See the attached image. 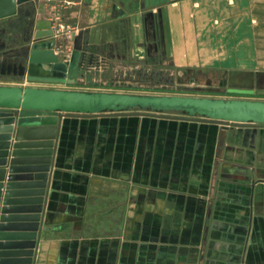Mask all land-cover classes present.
<instances>
[{
	"label": "crops",
	"instance_id": "crops-1",
	"mask_svg": "<svg viewBox=\"0 0 264 264\" xmlns=\"http://www.w3.org/2000/svg\"><path fill=\"white\" fill-rule=\"evenodd\" d=\"M26 11L51 21L63 60L78 30L123 20L75 83L166 56L264 87V0H32L0 18L10 47ZM32 264H264V126L63 116Z\"/></svg>",
	"mask_w": 264,
	"mask_h": 264
},
{
	"label": "water",
	"instance_id": "water-1",
	"mask_svg": "<svg viewBox=\"0 0 264 264\" xmlns=\"http://www.w3.org/2000/svg\"><path fill=\"white\" fill-rule=\"evenodd\" d=\"M31 1L0 0V18L16 14L21 5ZM120 22L123 20L78 30L72 50L63 60L53 49L55 33L51 21L33 19L31 38L23 49H14L5 58L6 44L1 41L0 76L73 84L78 68L99 65L100 55L114 38L124 41L125 30L119 28ZM0 30L4 32L5 28ZM235 73L233 70L230 75ZM226 90L264 95V89L255 88L253 82L243 86L231 79ZM104 112L209 121L225 128L264 126L263 99L0 84V264H32L61 118ZM35 187L38 189L24 190ZM14 188L18 190H10Z\"/></svg>",
	"mask_w": 264,
	"mask_h": 264
},
{
	"label": "rangeland",
	"instance_id": "rangeland-1",
	"mask_svg": "<svg viewBox=\"0 0 264 264\" xmlns=\"http://www.w3.org/2000/svg\"><path fill=\"white\" fill-rule=\"evenodd\" d=\"M125 66L128 67L125 68ZM17 79L20 80L18 81ZM230 79L235 82V78L227 77L225 73L221 75L219 73L209 75L208 73H201L195 69L187 70L183 67H177L165 56L161 63H151L150 66L144 62L132 59L121 68L109 70L105 78L92 76L85 80L87 82L57 84L55 82L28 81L26 79L24 80V78L0 76V84H16L17 82L21 83L22 86L53 87L87 91H112L157 95L177 94L264 100V95L260 94L247 95L228 92L226 87ZM221 80H225L223 85L219 84ZM255 88L264 89V87L256 85ZM179 114L184 115L183 113Z\"/></svg>",
	"mask_w": 264,
	"mask_h": 264
},
{
	"label": "flooded vegetation",
	"instance_id": "flooded-vegetation-1",
	"mask_svg": "<svg viewBox=\"0 0 264 264\" xmlns=\"http://www.w3.org/2000/svg\"><path fill=\"white\" fill-rule=\"evenodd\" d=\"M18 20H16L15 22H13L12 24L15 25V27L17 28L16 30L18 31L17 33L14 34V36L11 38L13 40L14 43H16V40H19V41H22V43H25L24 45L20 46V47H10L6 44V41L4 39V36H5V31L2 32L0 30V44H1V41H5V48L3 49H6L7 52L3 55V57H8L10 52L12 50H19V49H23L27 43L29 42L30 38H31V33H32V30H31V27H30V24L33 20V16L32 14L28 11L26 12H23V13H19L18 14V17H17ZM1 29V28H0ZM15 40V41H14Z\"/></svg>",
	"mask_w": 264,
	"mask_h": 264
}]
</instances>
